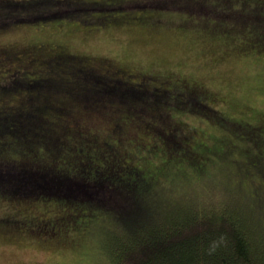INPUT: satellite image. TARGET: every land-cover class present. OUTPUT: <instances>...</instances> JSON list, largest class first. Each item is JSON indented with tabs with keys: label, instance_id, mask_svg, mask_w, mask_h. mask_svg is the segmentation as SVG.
<instances>
[{
	"label": "rangeland",
	"instance_id": "1",
	"mask_svg": "<svg viewBox=\"0 0 264 264\" xmlns=\"http://www.w3.org/2000/svg\"><path fill=\"white\" fill-rule=\"evenodd\" d=\"M164 1L188 7L187 10L159 8V4L162 5ZM219 1L196 0L195 4H190L188 0H54L67 9L74 8L80 15L79 21L92 22L91 28L73 20L53 25L16 23L6 26L3 34L9 39L0 47V70L3 69L0 71L1 78L12 74L11 67H17L15 63L22 60L21 56H24L22 62L30 61L34 56L41 61L53 59L52 63L46 62L50 71L63 68L68 59L73 63L77 61L78 66H85L86 62L91 61L117 72H103L109 79L122 74L126 80L148 87L154 94L152 100L144 101V106L155 107L143 112L133 110L132 107H127L126 111L112 105V100V103L108 100L90 102L91 104L86 102L83 106V102L76 104L77 101L73 98L70 103L76 114L75 121L68 118L65 125L71 129L78 125L87 132L93 131L96 139H90L87 134L80 137L70 134L65 138L67 142L62 144L61 152V157H67L68 161L51 162L55 169L48 171L55 172L67 167L76 171L83 169L86 171L83 172L85 176L94 178L95 171L99 170L97 167L106 169L107 165L116 162L118 169L119 163L123 169L114 183L130 182L133 179L129 170L130 162L125 160L126 164L123 165V158H115L114 152L131 157L136 162H132L133 166L147 162L152 168H156L161 159L163 161L167 156L165 149H160L158 145L151 150L155 140L150 135L152 128L149 126L163 125L161 120L156 119L159 115L156 107L158 101H154L161 96L162 100L172 99L175 103L173 106H193L196 110L198 114L185 115L174 107L170 108V112L180 111L179 115L173 117L175 122L170 131L175 139H183L182 127L178 123L185 124L187 130L183 125V131L186 139L183 140L188 144L191 141L194 145L197 143L200 151L195 155L196 161H188L186 158L181 161L177 157L176 162L173 161L174 166L162 173L161 185L165 190L163 195L167 197L162 196L159 209L168 206L184 207L193 198L217 202L227 192L238 201L242 198L241 191L245 193L255 182L264 181V147L257 144L256 147H250L249 151L241 149L247 143L254 144L264 133V42H251L246 38L245 28L243 33L240 30L232 32L240 26L236 20L237 9L243 15V9L257 13L264 12V8H259L253 0H245V4L241 6L236 5L237 0H223L218 7L211 5ZM55 7L50 4L46 8H40L39 12L54 11ZM217 9L221 13L213 14ZM227 21H234L236 27H232ZM2 22L7 23L5 18H0V23ZM245 27L248 28L249 23ZM7 58H11V63L5 62ZM33 67H20L15 71L22 77L29 78L35 74ZM75 82L80 83V80L76 78ZM96 87L102 89L108 86L99 83ZM17 102L14 99L8 101L11 105H16ZM135 102L129 99L130 104ZM96 105L112 106L109 111L114 110L115 114L106 119V110L101 111ZM163 106L168 105L163 103ZM198 106L205 108L200 109ZM212 108L216 109V113ZM174 111L172 116L175 115ZM63 114L67 113L61 112V118H65ZM120 119L125 121L115 125ZM145 126L150 134L146 132ZM84 136L86 139H82ZM154 137L157 141H162L167 139L168 133L160 130ZM262 140L264 141V134ZM111 143L112 149L109 147ZM27 144L28 139L22 152L35 155L33 149L23 151ZM227 147L226 152L218 153V150ZM138 148L141 150L138 151ZM13 149L10 145L2 147L0 156L14 155ZM37 149L40 154L36 155L51 157L49 152L44 154L42 146H37ZM213 151L217 154L212 153ZM246 154H249L251 160L258 159L255 163L263 166L261 175H257L260 173L259 167L251 166L254 163H245ZM164 164L165 162H161V165ZM56 166L59 168L56 169ZM177 166H180V170H176ZM10 171H6V177L12 176ZM101 174L107 175L106 171L98 172V175ZM49 178L51 186L49 184L45 189L54 191L51 193L55 195L68 196L78 188L81 192L86 190L87 194L94 192L85 180L72 177L71 180L61 181L60 179L66 178L61 172ZM97 194L100 200L108 201L114 206L115 212L128 211L131 214L135 211L134 206L126 205L127 200L118 201L117 193L114 195L111 190L106 189L102 193L98 191ZM37 201L47 202L49 205H33L31 214L25 210L22 215L16 212L15 206L0 201V215L17 213L20 221L26 220L25 223L18 224L19 229L16 231L0 224V264H95V236L92 233L75 229L59 231V238L53 235L55 225L51 220L60 212L59 206L74 208L77 205L63 204L64 201L55 196L41 197L34 202ZM137 203L142 205L144 199L133 202V205ZM21 207L24 208L23 205ZM215 207L217 206L212 209H217ZM225 207L233 214L237 209L233 203H227ZM218 210L211 212L216 213ZM140 212L141 210L137 211L139 214ZM158 213L161 214L160 211ZM25 224H34L41 237L30 231Z\"/></svg>",
	"mask_w": 264,
	"mask_h": 264
},
{
	"label": "trees",
	"instance_id": "2",
	"mask_svg": "<svg viewBox=\"0 0 264 264\" xmlns=\"http://www.w3.org/2000/svg\"><path fill=\"white\" fill-rule=\"evenodd\" d=\"M237 1V6L245 4V0ZM221 2L223 0L211 5L218 7ZM252 2L258 4L259 8H264V0H253ZM38 3L39 0H32L31 2L0 0V18L3 20L5 18V22H7L6 20L10 21L2 22L0 26L4 29L6 26L16 23L35 26L53 25L67 20L82 23L85 27L90 26V28L93 25L90 24L92 23L90 21H79L80 15L74 11V8L67 9L63 5H58V2H53L51 4L56 6L54 11L39 12L41 7L37 6ZM162 5L159 4L158 7L184 10H187L188 7H182L178 3L172 4V1H164ZM218 10L213 14H220L221 12ZM242 12L243 15L240 10L235 11L236 20L240 26L232 32L240 30L243 33V28H245L246 38L251 42L260 43L262 40L264 42V12L253 13L244 9ZM228 23L232 27H236L234 21ZM248 23L249 27L246 28L245 25ZM21 57L24 60V56ZM14 60L17 61L15 58ZM22 60L19 59L18 64L14 62L17 67H11L12 74L7 78L0 77V97L2 99L0 101V151L2 147L5 148L8 145L14 147L12 150L14 155L0 156V175H2L0 179V201L15 206L16 212L20 215L25 210L31 214L33 205H47V202H34L41 197H60L62 202L64 201L63 204L77 205L74 208L58 205L60 212L51 220L55 225L53 235L59 238L61 236L59 231L68 232L75 229L92 233L95 236L93 244L95 264H264V181L255 182L253 187L246 190L245 193L241 191L242 198L238 201L237 198H233L227 192L225 197L218 199L217 202L200 199L198 201L193 198L187 201L188 204L184 207L172 208L168 206L163 207L165 209H159L160 199L165 192L161 185L162 173L168 170L170 166H174L173 163L176 162L177 157H180L181 161H184L185 158L188 161H196L195 155L200 151L197 148V143L194 145L191 141L188 144L183 140L186 137L183 125L187 130L185 124L178 123L179 127H182L183 139H175L174 134L170 131L175 122L173 117L179 115L180 111L185 115L198 114L193 106H173L175 103L172 102V99L170 101L162 100L161 96H158V100H154L158 101L156 107L159 115L156 116V119L161 120L163 125L149 126L152 128L151 134L147 131V126L145 128L146 132L155 140L151 150L153 151L156 145L160 146V149H165L166 159L163 161L161 159V162H165V164L161 165L160 162L156 168H152L147 162H144L143 165L141 163L133 166L132 162H136L131 157H127L121 152H114L115 158H123L121 161L123 165L126 164V161L130 162L129 170L131 178H133L130 182L126 181L122 184L119 181L117 185L114 183L115 179L120 176L119 172L123 169L120 163L118 169L116 162L107 165L106 169L97 167L96 169L99 170L95 171L96 176L94 178L85 176L83 172L86 171L83 169L76 171L69 167L61 169L56 166V169H59L51 172L48 170L55 169L54 163L51 162L67 160V157H61L62 144L67 142L65 140L67 136L72 134V136L80 137L87 134L90 139H96L93 131L87 132L78 125L73 129L65 125L68 118L75 121L76 114L70 103L73 98L77 101L76 104L83 102V106L86 102L91 104L90 102L94 101L108 100L111 102L112 100V105L126 111H128L127 107H132L133 110L143 112V110H153L155 107L144 106L146 103L144 101L152 100L154 94L148 87H141L126 80L125 75L117 74L119 77L109 79L103 72L112 71L114 74L117 72L113 68L102 67L91 63V61L86 62L85 66H78L77 61L73 63L72 60L68 59L63 64V68L50 71L46 67V62L52 63L53 59L43 60V62L34 56L29 59L30 61L22 62ZM10 61L11 58L5 59L7 63H11ZM31 66H34L35 74L29 78H24L15 71L20 67L29 68ZM76 78L80 80V83L75 82ZM99 83L108 87L99 89L96 87ZM10 99L17 100V104H9ZM129 99L136 102L130 104ZM163 103L168 106H163ZM96 107L101 111L106 110V119L115 114L114 110L109 111L112 106L96 105ZM173 107L180 111L172 110L175 113L172 116L173 112H170V108ZM203 107L198 106L200 109ZM212 111L216 113L215 108H212ZM61 112L67 113L63 114L65 118H61ZM198 116L202 117L201 115ZM122 121L125 120L120 119V121L113 123L118 125ZM160 130L167 132L168 137L165 140H159V142L154 134ZM13 137L17 138L15 139L16 142ZM262 137L259 136L254 144L247 143V146L241 149L244 152L249 151L251 150L250 147H256L257 144L264 147ZM26 139H28V144L23 148V151L33 149V152H36L35 155L22 152L21 149L26 143ZM82 139H86V137L84 136ZM42 143L44 144L42 145ZM37 146H42L44 154L49 152L51 157L36 155L40 154ZM109 147L112 149L113 143ZM228 148L218 150V153L226 152ZM137 150L141 149L138 148ZM212 153L217 154L216 151ZM183 155L184 157H181ZM246 156L245 163H254V166H251L259 167L260 173L257 175H261L264 165H257L255 162L258 159L254 160L253 158L251 160L249 154ZM162 157L160 156V158ZM208 158L209 154H207ZM180 166H177L176 170H180ZM6 171L12 172L10 173L12 176L6 177ZM105 171L106 176L104 174L98 175V172ZM60 172L67 178H62L61 181L71 180L72 177L80 181L85 180L94 192L87 194L86 190L81 192L78 188L70 195L64 196L51 193L54 191H47L45 189L47 185L50 184L51 186L49 176L60 174ZM106 189L111 190L114 195L117 193L118 201L127 200L126 205L135 207L134 213H127L128 211L115 212L114 206L110 205L108 201L100 200L97 192L102 193ZM140 199H144L142 205L139 203L133 205V202ZM29 203L30 205H28ZM227 203H233L237 208L234 214L226 209ZM21 205L24 208H20ZM213 206H217L215 207L217 209H212ZM138 210H141L140 214L137 213ZM214 210L218 211L216 213L211 212ZM17 213H9V215L2 213L0 224L16 231L19 229L18 224L20 222H26V220L20 221V215ZM25 225L30 228V231L41 237L34 224Z\"/></svg>",
	"mask_w": 264,
	"mask_h": 264
},
{
	"label": "snow or ice",
	"instance_id": "3",
	"mask_svg": "<svg viewBox=\"0 0 264 264\" xmlns=\"http://www.w3.org/2000/svg\"><path fill=\"white\" fill-rule=\"evenodd\" d=\"M53 2L54 0H39V3L37 6L41 8H46ZM188 3L195 4L196 0H188ZM8 39L9 38L5 37V35L3 34V27L0 26V47H3L8 42Z\"/></svg>",
	"mask_w": 264,
	"mask_h": 264
}]
</instances>
